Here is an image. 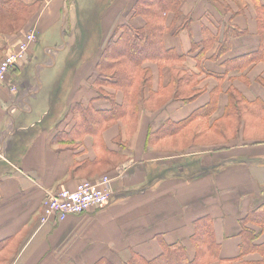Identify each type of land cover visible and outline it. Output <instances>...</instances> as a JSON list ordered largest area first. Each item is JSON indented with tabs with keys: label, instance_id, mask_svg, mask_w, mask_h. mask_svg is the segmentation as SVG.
<instances>
[{
	"label": "crops",
	"instance_id": "1",
	"mask_svg": "<svg viewBox=\"0 0 264 264\" xmlns=\"http://www.w3.org/2000/svg\"><path fill=\"white\" fill-rule=\"evenodd\" d=\"M19 1L33 9L0 31V60L37 37L0 87V264H147L167 247L190 262L202 230L214 249L200 264H264V228L243 221L264 202V0L172 2L158 18L170 55L126 87L97 62L125 26L145 29L147 0ZM58 35L98 49L80 64L44 45ZM80 107L96 130L80 128ZM102 176L107 203L39 224L47 195Z\"/></svg>",
	"mask_w": 264,
	"mask_h": 264
},
{
	"label": "trees",
	"instance_id": "2",
	"mask_svg": "<svg viewBox=\"0 0 264 264\" xmlns=\"http://www.w3.org/2000/svg\"><path fill=\"white\" fill-rule=\"evenodd\" d=\"M174 1L177 2V0H147L136 6V14L148 17L145 29H135L127 25L116 39H112L106 44L97 62V70L100 71V75L114 78L120 86L126 87L132 83L137 66L147 60H161L169 56L171 50L163 47L162 34L164 26L158 21V18L169 10H177L176 5H170ZM22 4L19 0H0V17H6L8 20H6L4 26L7 30L3 29L2 32L18 30L22 25L23 12L29 14L32 11V6ZM155 4L158 5L153 6ZM10 19L13 22H10ZM17 26L19 27L17 28ZM230 29V33L226 36L236 35V29L231 27ZM226 46H220V50H223ZM78 114V125L84 131L96 130L99 121L102 119L89 115L87 109H81V107L78 109ZM243 221L264 228V202L248 210ZM204 226L208 227L207 224H204ZM244 233H246L247 240L253 237L250 230L244 229ZM199 240L203 244L206 243L205 247L197 251L195 258L190 262L187 261L180 247H167L160 259L148 261L147 264H200L198 259L201 255H210L214 247L208 245L211 242L208 231L202 230L201 233L194 236V241Z\"/></svg>",
	"mask_w": 264,
	"mask_h": 264
},
{
	"label": "built area",
	"instance_id": "3",
	"mask_svg": "<svg viewBox=\"0 0 264 264\" xmlns=\"http://www.w3.org/2000/svg\"><path fill=\"white\" fill-rule=\"evenodd\" d=\"M32 32L25 35L18 47L0 60V87L7 73L22 58L29 44L34 41ZM110 178L102 176L99 180H82L74 189H59L47 195L42 201L39 224L58 223L71 214H80L88 209L107 203L110 199Z\"/></svg>",
	"mask_w": 264,
	"mask_h": 264
},
{
	"label": "rangeland",
	"instance_id": "4",
	"mask_svg": "<svg viewBox=\"0 0 264 264\" xmlns=\"http://www.w3.org/2000/svg\"><path fill=\"white\" fill-rule=\"evenodd\" d=\"M6 20H7L6 17H0V30L2 29L1 31L7 30L6 28H4V26L6 25L5 24ZM10 22H13V20L10 19ZM18 27L19 26H17V28ZM64 30H67V28L64 27ZM90 35H95V33L91 32L89 34V36ZM35 36L37 37L36 34H35ZM36 37H35V40H36ZM97 42H98V40L95 39V36L89 37L88 40L85 39V38H80V37L70 39L68 37V35H65V36H62V37L58 35V36H56L53 39H49L48 37L43 39L44 45L47 44V43H52V44L61 43L62 45H64V43H65V46L68 49L69 48L72 49L73 56H74V54H77L78 61H79L80 64L84 63L86 61V59L91 57L90 54L89 55L86 54V48H88V46L91 47L94 51H97V49H98V43ZM88 44H91V46L88 45ZM209 140L210 141H215V140H220V139H218L216 136H211V139H208V140H206V139L204 140L203 138L201 139L202 142L209 141ZM186 161L192 163L193 159L191 158L190 160H186Z\"/></svg>",
	"mask_w": 264,
	"mask_h": 264
}]
</instances>
